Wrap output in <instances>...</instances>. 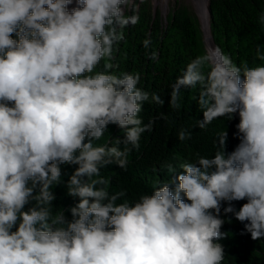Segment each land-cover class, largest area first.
Here are the masks:
<instances>
[{
    "label": "clouds",
    "instance_id": "1",
    "mask_svg": "<svg viewBox=\"0 0 264 264\" xmlns=\"http://www.w3.org/2000/svg\"><path fill=\"white\" fill-rule=\"evenodd\" d=\"M73 2L0 0V264H222V202L242 234L264 239V66H237L219 47L192 59L167 102L179 109L181 89L198 88V127L238 115L239 144L226 152L222 131L214 156L197 154L150 195L117 204L126 192L110 194L100 170L127 168L153 128L140 117L144 103L165 99L138 87L139 73L111 71L123 30L140 20L134 0H75L69 10ZM109 125L123 137L96 143ZM62 165L76 166L65 184L78 198L71 220L52 212ZM245 199L239 210L231 204Z\"/></svg>",
    "mask_w": 264,
    "mask_h": 264
},
{
    "label": "trees",
    "instance_id": "2",
    "mask_svg": "<svg viewBox=\"0 0 264 264\" xmlns=\"http://www.w3.org/2000/svg\"><path fill=\"white\" fill-rule=\"evenodd\" d=\"M139 23L129 25L124 32V40L116 45L114 67L116 74L123 72L139 73L138 87L151 93H157L165 99L163 106L151 101L145 102L140 113L143 124L154 121L151 131L141 135L139 149H132L128 155V166L121 169L115 164L107 165L100 170V176L110 183L105 186L110 194L125 191L126 195L117 200V204L127 200L134 203L143 194H151L153 189L171 180L180 173V165L194 163L197 154L205 157L214 156L219 150L218 133L228 132L226 152L233 151L239 144L236 125L239 116L232 120L221 117L212 121L205 129L198 127L203 119L198 104L199 90L181 89L180 107L174 109L167 102L176 82L186 65L206 51V44L199 20L195 13L187 9L176 11L166 27L159 15H155L148 3L137 2ZM211 31L217 47L231 57L237 66L247 62L248 67L264 66V61L257 57V47L264 55V25L260 16L264 13V0H210ZM126 15H132L129 9ZM15 38V37H14ZM150 39L145 48L143 41ZM156 58L152 59V53ZM104 61L96 71H105ZM207 71V69H205ZM243 79V77H242ZM166 117V118H165ZM186 129L191 138L178 139V132ZM124 132L115 125H109L105 136L96 143L114 144L117 137ZM121 149L125 146L119 145ZM131 148V145H128ZM171 164L176 173H169L166 165ZM62 183L53 186L56 199L53 201V215L64 210L67 219L71 220L68 209L78 202V198L68 196L66 182L75 169V165H62ZM99 177H94L98 179ZM100 187V186H98ZM173 190L175 185H172ZM247 200L232 201V206L239 208ZM228 202L221 203L220 218L225 223L221 228L224 236L216 241L224 246L225 257L222 264H264V239L253 241L250 234L244 233V225L234 214L225 213ZM27 207V206H26Z\"/></svg>",
    "mask_w": 264,
    "mask_h": 264
},
{
    "label": "rangeland",
    "instance_id": "3",
    "mask_svg": "<svg viewBox=\"0 0 264 264\" xmlns=\"http://www.w3.org/2000/svg\"><path fill=\"white\" fill-rule=\"evenodd\" d=\"M140 1L141 0H134V3L136 4L137 2H140ZM142 2L148 3L149 6L152 8L154 14L156 16L159 15L164 27L168 25L169 21L171 20L172 15L176 11L184 8V9H187L190 13H194L195 8H196L194 3L191 2L190 0H168L167 3H169V9H170L168 11H166L165 9L166 4H167L165 0H142ZM128 10L129 9H126V12ZM210 24H211V18H210ZM204 39H205V44H206V38ZM206 48H207V44H206Z\"/></svg>",
    "mask_w": 264,
    "mask_h": 264
},
{
    "label": "bare ground",
    "instance_id": "4",
    "mask_svg": "<svg viewBox=\"0 0 264 264\" xmlns=\"http://www.w3.org/2000/svg\"><path fill=\"white\" fill-rule=\"evenodd\" d=\"M191 2L194 3V5L196 6V9H198L200 17H201V21L203 24V28L205 31V38H206V44H207V48L209 47H217L215 40L213 38L212 35V31H211V24H210V12H209V2L208 0H190ZM165 2L167 3L168 0H165ZM75 0L73 2L72 5H69V10H71V8L75 7ZM166 11L170 10L169 9V3L166 4L165 7Z\"/></svg>",
    "mask_w": 264,
    "mask_h": 264
},
{
    "label": "water",
    "instance_id": "5",
    "mask_svg": "<svg viewBox=\"0 0 264 264\" xmlns=\"http://www.w3.org/2000/svg\"><path fill=\"white\" fill-rule=\"evenodd\" d=\"M210 0H208V2H209ZM209 12H210V9H209ZM195 15L197 16V18H198V20H199V24H200V28H201V30H202V32H203V35H204V38H205V31H204V28H203V24H202V21H201V17H200V14H199V11H198V9H196L195 8ZM210 18H211V14H210Z\"/></svg>",
    "mask_w": 264,
    "mask_h": 264
}]
</instances>
